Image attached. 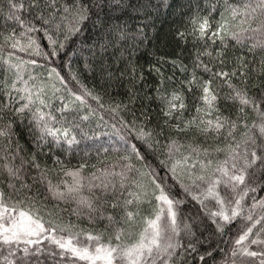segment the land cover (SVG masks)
Masks as SVG:
<instances>
[{"label": "snow or ice", "instance_id": "6c2138e0", "mask_svg": "<svg viewBox=\"0 0 264 264\" xmlns=\"http://www.w3.org/2000/svg\"><path fill=\"white\" fill-rule=\"evenodd\" d=\"M174 3L0 0V264H264V0Z\"/></svg>", "mask_w": 264, "mask_h": 264}, {"label": "trees", "instance_id": "16d2710c", "mask_svg": "<svg viewBox=\"0 0 264 264\" xmlns=\"http://www.w3.org/2000/svg\"><path fill=\"white\" fill-rule=\"evenodd\" d=\"M180 3H181V0H175V3L173 5V9H170L168 11L166 18L162 17V26L160 27L161 40L162 41L165 38V34L168 32L169 27L172 26L173 24H175L178 20V16L174 15L173 13L176 9H178ZM160 24H161V22H158V26ZM89 82L91 83L90 80H89ZM120 91L123 92L122 89ZM153 107H155V105H153Z\"/></svg>", "mask_w": 264, "mask_h": 264}]
</instances>
